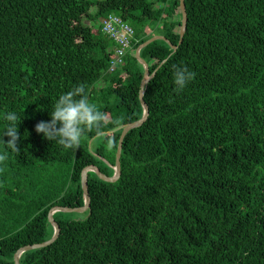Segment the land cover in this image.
I'll list each match as a JSON object with an SVG mask.
<instances>
[{
    "label": "trees",
    "instance_id": "16d2710c",
    "mask_svg": "<svg viewBox=\"0 0 264 264\" xmlns=\"http://www.w3.org/2000/svg\"><path fill=\"white\" fill-rule=\"evenodd\" d=\"M167 1L0 0V116L24 114L20 151L0 143V154L7 151L0 264H15L17 250L53 236L51 208L84 205L85 167L114 174L121 133L143 116L137 49L154 35L180 41V0ZM185 5L178 48L158 39L140 51L155 71L144 92L149 114L124 137L119 178L89 171L86 216L55 212L58 238L24 252L19 264H264V0ZM108 14L134 31L112 71L118 44L102 29ZM158 23L161 33L146 30ZM173 65L195 73L179 92ZM79 83L91 103L110 96L116 103L98 107L107 112L99 134L86 133L71 150L35 129L50 120L55 98ZM102 133L109 150H91L89 141Z\"/></svg>",
    "mask_w": 264,
    "mask_h": 264
},
{
    "label": "clouds",
    "instance_id": "9594fccd",
    "mask_svg": "<svg viewBox=\"0 0 264 264\" xmlns=\"http://www.w3.org/2000/svg\"><path fill=\"white\" fill-rule=\"evenodd\" d=\"M173 83L176 90L182 91L194 79L195 73L186 66L173 65ZM50 120L41 121L36 125V132L43 138L59 144L65 149L76 150L81 145L86 133L96 131L106 120L96 104L90 102L89 92L85 83H79L68 91L61 92L50 108ZM24 119V114L16 110L5 111L0 116V143L7 151L18 153V143L21 138L19 126ZM114 123H119L115 121ZM7 136L9 139L4 140ZM7 151L0 154V160L6 159Z\"/></svg>",
    "mask_w": 264,
    "mask_h": 264
},
{
    "label": "water",
    "instance_id": "95a60500",
    "mask_svg": "<svg viewBox=\"0 0 264 264\" xmlns=\"http://www.w3.org/2000/svg\"><path fill=\"white\" fill-rule=\"evenodd\" d=\"M180 7H181V12H182V24H181V30H180L179 44L182 42L183 35H184V33L186 31V27H187V11H186L185 0H180ZM158 39L166 40V38L162 35H155V36L151 37L150 39H148L147 41H145L137 49V57L145 69V74H144V77L141 81L140 92H139L140 101H141V104L143 107V116L138 121L128 123L124 127V129L121 133L120 139H119L118 147H117V154H116V160H115V166H114V169H115L114 174L111 176L106 175L94 164L85 167L82 171V186H83V191H84V202H85L84 205L82 207H61V206H57V207L51 208L49 210L48 217H49V220H50V222L54 228L53 236L48 241L33 244V245H27V246L17 250L14 254L15 264H19L20 257L24 252L31 250V249H36V248L47 246V245L53 243L58 238L59 233H60V228H59V225L57 224V222L53 218V214L55 212H58V211H60V212H85L89 209V207H90V197H89V189H88V172L89 171L95 172L102 180H105L108 182L116 181L119 178L120 173H121L120 156H121L122 143H123L124 137L130 129L143 124L146 121L148 114H149L148 106L144 100V92H145V88H146L148 81L154 76L155 71L152 74H150L149 66H148L147 62L140 57V51L143 47H145L146 45H148L152 41L158 40ZM166 41L171 45V47L173 48V51H175L178 48L179 44L173 45L168 40H166Z\"/></svg>",
    "mask_w": 264,
    "mask_h": 264
},
{
    "label": "built area",
    "instance_id": "2783aa9c",
    "mask_svg": "<svg viewBox=\"0 0 264 264\" xmlns=\"http://www.w3.org/2000/svg\"><path fill=\"white\" fill-rule=\"evenodd\" d=\"M102 29L118 44L115 48V57L111 62V71L123 64L124 56L132 47L134 38L133 29L116 14H108L102 19Z\"/></svg>",
    "mask_w": 264,
    "mask_h": 264
},
{
    "label": "rangeland",
    "instance_id": "374dc122",
    "mask_svg": "<svg viewBox=\"0 0 264 264\" xmlns=\"http://www.w3.org/2000/svg\"><path fill=\"white\" fill-rule=\"evenodd\" d=\"M174 0H168L167 1V5H170L172 4ZM159 5V4H158ZM158 5L156 7H158ZM159 6H163L162 5H159ZM95 8H92V11H94ZM148 27L150 28H146V30L148 32H151L153 31V33H161V28H162V24L161 23H158L155 27L151 24H148ZM155 36V35H154ZM105 85L104 82H100L98 84V87H101ZM107 102V104H106ZM93 103L97 105V107L101 106V105H109L112 107V109L114 110V106H115V103H116V99L114 96H110L109 98H101V97H96L94 100H93ZM104 114H107V112H105ZM106 136V133H102L101 135H98L96 136L94 139L90 140L89 141V148L91 150H95L97 147L99 146H103L105 151L107 152L110 148V139L109 140H106L105 137ZM86 139H83L82 138V141H84ZM102 160H104V162H106L105 159L102 158ZM107 163V162H106ZM69 213V212H68ZM68 217H72V218H82V217H85L86 216V211L85 212H74L72 214H67Z\"/></svg>",
    "mask_w": 264,
    "mask_h": 264
}]
</instances>
